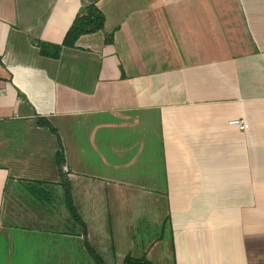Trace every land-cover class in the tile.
Masks as SVG:
<instances>
[{"label": "crops", "instance_id": "0c3cea01", "mask_svg": "<svg viewBox=\"0 0 264 264\" xmlns=\"http://www.w3.org/2000/svg\"><path fill=\"white\" fill-rule=\"evenodd\" d=\"M164 178L168 264H264V0H0V264H161L129 226Z\"/></svg>", "mask_w": 264, "mask_h": 264}, {"label": "rangeland", "instance_id": "374dc122", "mask_svg": "<svg viewBox=\"0 0 264 264\" xmlns=\"http://www.w3.org/2000/svg\"><path fill=\"white\" fill-rule=\"evenodd\" d=\"M162 164L161 166H163ZM166 165V161H165ZM159 174H163V171H160ZM161 179V178H160ZM158 180V182H161V186L154 187V186H146V187H133L136 190L139 189L141 195H144L145 198H143L140 203L136 204L135 211L138 214L141 210L144 212V216L141 218H138L134 226H129L134 232H135V238H133V244L134 246H139V248H135L131 246L133 250V254H144L139 252H144L143 247H147V250L150 251L149 256L153 260V252L156 251L159 255L162 254L163 257L166 256V260H164L161 264H168L169 259V253H170V247H171V238H172V231H171V224L168 222L166 225V228L164 230V227H159L160 221H163V217H165L164 213L167 210L168 202H167V190H166V184L167 181L164 178L162 181ZM130 194L131 189H130ZM135 205L133 204L132 207ZM127 212H131L127 211ZM165 219V218H164ZM163 223V222H162ZM161 224V223H160ZM170 229V232L169 230ZM130 230V229H129ZM130 234L133 236V234L130 231ZM152 239V240H151ZM151 240V241H150ZM36 243L34 240L29 239L28 243ZM31 243V244H32ZM127 249V248H126ZM120 252V250H118ZM28 259L30 256H27ZM34 258L35 257H31ZM85 262H82L84 264H99V259H97L96 255L92 254V259L88 261V256L85 254ZM33 259V260H34ZM88 261V262H87ZM162 261L159 258V262ZM29 264H38L37 259L35 262L29 263Z\"/></svg>", "mask_w": 264, "mask_h": 264}, {"label": "trees", "instance_id": "16d2710c", "mask_svg": "<svg viewBox=\"0 0 264 264\" xmlns=\"http://www.w3.org/2000/svg\"><path fill=\"white\" fill-rule=\"evenodd\" d=\"M105 14L101 9L95 4H88L81 8L75 17L74 22L70 26L69 30L66 33V36L62 43H51L46 41L38 40L37 44L40 46V51L43 55L60 58L62 50L65 46L75 47L78 39L87 33L97 32L104 28L105 26ZM107 42L113 41V34H111L107 39ZM64 161V154L61 152L59 154V166L62 170ZM63 185L66 192V202L70 210L74 215L78 217L76 208L74 206L72 192L70 184L67 180L63 181ZM99 264H106L100 257ZM124 264H155L150 259L144 257H133L127 256ZM175 264V263H174Z\"/></svg>", "mask_w": 264, "mask_h": 264}, {"label": "built area", "instance_id": "2783aa9c", "mask_svg": "<svg viewBox=\"0 0 264 264\" xmlns=\"http://www.w3.org/2000/svg\"><path fill=\"white\" fill-rule=\"evenodd\" d=\"M233 122H237L240 125L241 129H246L249 127V123L244 119H238ZM65 169L67 170V167H65Z\"/></svg>", "mask_w": 264, "mask_h": 264}]
</instances>
